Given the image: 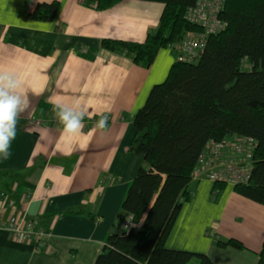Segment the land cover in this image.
Returning <instances> with one entry per match:
<instances>
[{"label":"crops","instance_id":"1","mask_svg":"<svg viewBox=\"0 0 264 264\" xmlns=\"http://www.w3.org/2000/svg\"><path fill=\"white\" fill-rule=\"evenodd\" d=\"M51 1L58 2L51 20L32 17L38 3ZM163 8L146 0H120L105 10L83 0H0V70L17 76L29 101L11 157L0 158V264H93L106 237L124 230L121 205L144 164L128 151L131 118L177 56L161 48L145 68L102 48L101 40L143 42ZM56 103L85 112L78 134L63 131ZM101 116L108 118L103 130L96 128ZM222 158L223 167L234 158L250 166L241 153ZM214 182L192 178L165 246L205 254L213 264H257L264 205L231 182L220 190ZM22 213L33 231L45 233L40 241L17 240L1 225ZM229 238L243 248L216 244Z\"/></svg>","mask_w":264,"mask_h":264},{"label":"trees","instance_id":"2","mask_svg":"<svg viewBox=\"0 0 264 264\" xmlns=\"http://www.w3.org/2000/svg\"><path fill=\"white\" fill-rule=\"evenodd\" d=\"M83 1L105 10L120 0ZM146 1L161 2L164 8L157 27L143 42L101 40L102 48L145 68L159 49H174L188 32H205L187 17L197 0ZM57 8V1L38 3L31 15L51 20ZM218 18L223 27L207 34L198 59L177 58L131 118L135 132L128 151L142 155L144 162L121 205L131 226L111 232L93 264H213L205 254L165 246L210 141L222 142L234 135L254 140L248 178L234 183L233 190L264 205V0H224ZM225 184L214 182L217 190ZM216 244L243 248L231 238L218 239ZM257 264H264V243Z\"/></svg>","mask_w":264,"mask_h":264},{"label":"built area","instance_id":"3","mask_svg":"<svg viewBox=\"0 0 264 264\" xmlns=\"http://www.w3.org/2000/svg\"><path fill=\"white\" fill-rule=\"evenodd\" d=\"M224 0H197L196 4L188 9L187 17L193 22L200 24L204 33L188 32L185 37L174 46L176 56L180 60L192 62L196 61L202 52L207 34L217 33L223 27V23L218 18V14L223 7ZM255 142L250 137H233L222 142L210 141L206 144L201 155V159L194 169L192 178L205 176L213 181H226L231 183L245 182L250 173V166H239L237 159H232V164L223 167L226 154L236 155L241 153L250 159ZM20 241L31 240L40 241L45 235L42 231H33L31 222L22 213L19 217H14L6 223L1 224ZM131 226L130 217L123 224V229Z\"/></svg>","mask_w":264,"mask_h":264},{"label":"clouds","instance_id":"4","mask_svg":"<svg viewBox=\"0 0 264 264\" xmlns=\"http://www.w3.org/2000/svg\"><path fill=\"white\" fill-rule=\"evenodd\" d=\"M20 89L21 84L15 74L0 70V158L3 159L11 157L10 149L17 135L20 116L29 104ZM53 111L65 133L75 135L83 128L85 112L77 106L56 103ZM107 121V116H101L96 128L105 129Z\"/></svg>","mask_w":264,"mask_h":264},{"label":"rangeland","instance_id":"5","mask_svg":"<svg viewBox=\"0 0 264 264\" xmlns=\"http://www.w3.org/2000/svg\"><path fill=\"white\" fill-rule=\"evenodd\" d=\"M249 167V166H248Z\"/></svg>","mask_w":264,"mask_h":264}]
</instances>
